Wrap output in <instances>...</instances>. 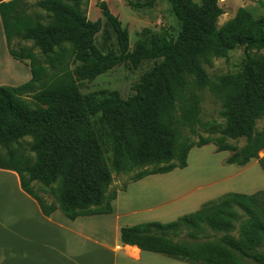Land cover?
Masks as SVG:
<instances>
[{
	"label": "trees",
	"instance_id": "1",
	"mask_svg": "<svg viewBox=\"0 0 264 264\" xmlns=\"http://www.w3.org/2000/svg\"><path fill=\"white\" fill-rule=\"evenodd\" d=\"M5 1L0 0V17L9 54L30 63L32 79L19 87H0V169L18 174L22 189L46 217L56 211L71 221L112 214L118 195L109 193L113 173L131 175L142 169L131 178L133 184L184 170L192 150L210 145L217 153L232 154L228 165L244 168L259 160L264 171V158H259L264 130L256 133L257 122L264 119V55L249 54L264 49V17L240 9L219 28L223 15L219 0L200 4L162 0L178 19L179 34L170 40L155 36L131 52L128 31L101 0L102 15L119 47V54H104L95 44L101 21L87 19L80 9L82 0L39 1L36 6L50 19L47 24L41 15L25 14L22 0ZM105 35L110 38L107 30ZM15 40L34 43L55 73L49 75L28 49L17 51L12 46ZM239 48L247 52L240 72L213 82L206 65ZM71 61L81 65L70 71ZM144 61L160 62L134 87L136 94L130 99L117 95L89 99L80 94V82L94 81L125 63L138 66ZM206 90L221 98L220 115L226 123L220 131L212 130L220 132V138L201 137L196 143L188 134L196 136L203 125L200 94ZM28 138L35 161L22 153ZM228 139H245L247 145L239 150ZM35 183L56 202L39 197ZM184 230L193 239L203 235L207 241L175 242L173 236ZM208 230L220 236L210 238ZM121 240L187 264H264V192L227 194L171 224L123 229Z\"/></svg>",
	"mask_w": 264,
	"mask_h": 264
},
{
	"label": "rangeland",
	"instance_id": "2",
	"mask_svg": "<svg viewBox=\"0 0 264 264\" xmlns=\"http://www.w3.org/2000/svg\"><path fill=\"white\" fill-rule=\"evenodd\" d=\"M14 0H6L12 2ZM41 0H22L23 10L28 15H41L44 18V23L50 22L48 15L40 10L36 5ZM72 3L71 0H65ZM108 5L110 12L119 19L129 33L130 51L134 52L143 41L151 42L155 36H166L167 40L175 39L179 34L180 24L174 15L171 6L162 0L151 2V0H103ZM202 0H195L200 4ZM101 0H82L80 7L87 17L93 23L101 21L102 30L95 38V44L98 49L107 54L111 51L119 54V47L115 32L107 24V21L102 15L99 7ZM219 6L223 10V15L218 21V27H223L228 21L232 20L240 9H245L255 17H264V0H219ZM107 30L109 39H106L105 31ZM147 31L150 35L147 34ZM108 40V41H107ZM12 46L20 51L26 48L41 62L48 70L49 75H53L52 67L46 62V58L41 54L34 43L23 40H15ZM246 50L239 48L230 53L226 59H214L211 65H206V71L211 80L215 82L219 77L229 74H238L241 70L242 62L246 57ZM252 55H264L262 51L249 52ZM158 63L160 61H157ZM156 61H144L138 66L131 63H125L115 67L104 75L99 76L94 81H83L79 83V91L83 97L91 99L92 97L100 99L117 95L123 100H128L133 97L136 92L134 87L141 82V79L155 66ZM71 61L70 71L74 70L80 63ZM66 63L63 64V67ZM15 73L11 62L6 59L0 37V81L12 82V75ZM25 82H27L25 80ZM24 82V83H25ZM10 84H14L13 82ZM27 84V83H25ZM10 87V86H6ZM202 108V126L198 128V134L188 137L199 142L201 137L204 138H220V132L213 134L214 129L220 131L225 126L226 120L221 117V98L214 95L210 90L203 91L200 94ZM264 130V119L257 122L256 133ZM32 139H26L22 146V153L29 156L35 161V155L30 151ZM229 145L236 146L239 150L247 145L245 139L239 141L227 140ZM232 156L231 153H217V148L210 145L201 149L191 151L186 170H178L173 176L168 177L169 181L163 185L177 194L178 200L187 202L180 204L179 209L187 207L190 203H198L200 206L209 201H216L226 194L243 193L247 195L264 192V171L259 165V160H255L256 164H249L246 168H237L227 164V160ZM110 158L111 154L109 155ZM259 158H264V150L260 152ZM111 166V160L109 161ZM150 167L143 168L144 170ZM142 169L137 170L131 175H120L113 173L112 183L109 188V193L119 192L123 187L131 186V178ZM33 189L37 195L43 198L47 203L56 202V197L46 193L47 189L41 184L35 183ZM169 198V197H168ZM166 194H151L148 200L157 202L168 199ZM172 198V197H170ZM137 204V203H136ZM191 206V205H190ZM183 210V209H182ZM196 212V211H195ZM242 215V213H240ZM242 221L237 225L240 226ZM238 232L233 235L237 236ZM210 238H217L220 234L207 231L206 234ZM193 239L189 234V230H184L179 236H173L175 242L180 244L194 245L207 241L205 236L200 235ZM264 252V247L262 248ZM252 264V263H246Z\"/></svg>",
	"mask_w": 264,
	"mask_h": 264
},
{
	"label": "crops",
	"instance_id": "3",
	"mask_svg": "<svg viewBox=\"0 0 264 264\" xmlns=\"http://www.w3.org/2000/svg\"><path fill=\"white\" fill-rule=\"evenodd\" d=\"M0 37L4 55L15 70L11 78L14 84L0 81V87L25 85L32 79L30 63L10 56L1 17ZM251 164L258 165L255 160ZM176 171L150 176L119 191L112 202V214L71 221L60 211L46 217L37 201L22 189L18 174L0 169V264H187L143 252L121 240L123 229L171 224L212 202L202 206L192 202L179 209L181 203L187 204L178 200L185 195L178 197L172 188L163 186ZM153 193L169 198L152 202L148 197Z\"/></svg>",
	"mask_w": 264,
	"mask_h": 264
}]
</instances>
